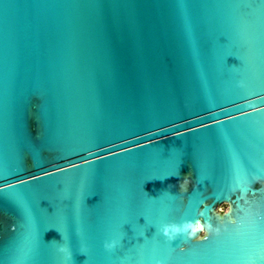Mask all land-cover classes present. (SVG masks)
I'll use <instances>...</instances> for the list:
<instances>
[{"label": "water", "instance_id": "water-1", "mask_svg": "<svg viewBox=\"0 0 264 264\" xmlns=\"http://www.w3.org/2000/svg\"><path fill=\"white\" fill-rule=\"evenodd\" d=\"M0 264H264V0H0Z\"/></svg>", "mask_w": 264, "mask_h": 264}, {"label": "rangeland", "instance_id": "rangeland-1", "mask_svg": "<svg viewBox=\"0 0 264 264\" xmlns=\"http://www.w3.org/2000/svg\"><path fill=\"white\" fill-rule=\"evenodd\" d=\"M224 207H226V205H224Z\"/></svg>", "mask_w": 264, "mask_h": 264}]
</instances>
